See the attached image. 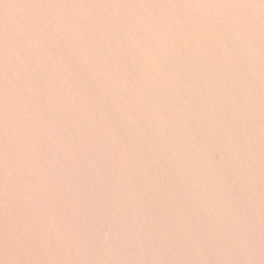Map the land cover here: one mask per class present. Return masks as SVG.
<instances>
[{"label": "rangeland", "instance_id": "obj_1", "mask_svg": "<svg viewBox=\"0 0 264 264\" xmlns=\"http://www.w3.org/2000/svg\"><path fill=\"white\" fill-rule=\"evenodd\" d=\"M0 264H264V0H0Z\"/></svg>", "mask_w": 264, "mask_h": 264}]
</instances>
